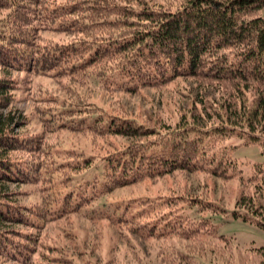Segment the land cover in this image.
<instances>
[{
	"label": "trees",
	"instance_id": "16d2710c",
	"mask_svg": "<svg viewBox=\"0 0 264 264\" xmlns=\"http://www.w3.org/2000/svg\"><path fill=\"white\" fill-rule=\"evenodd\" d=\"M0 11L6 12L0 17V68L6 73L0 77V264H34L35 230L53 217L80 214L123 225L132 234L154 232L152 227L168 217L180 224L186 211L201 207L205 199L199 202L176 191L131 193L177 172L235 179L242 189L264 198V164L255 163L244 175L234 159L236 147H218V141L241 130L249 134L247 145L264 139V0H183L175 9L153 0H0ZM46 31L69 38L43 40ZM10 72L64 77L130 94L179 77L193 79L198 87L195 94L187 91L193 110L164 135L136 117L109 114L87 99L39 90L32 96L40 104L45 132L142 138L101 154L88 148H50L24 137L19 132L24 116L10 107L18 81ZM218 87L223 90L217 99ZM248 90L255 91L251 107L245 100ZM48 100L50 105H43ZM27 151V158L16 154ZM43 182L45 189L64 187L51 195L52 200L57 197V214L44 217L12 199L10 184ZM124 189L129 193L114 195ZM165 229L171 230L168 223ZM155 232L149 238L168 234ZM221 241L225 250L233 239L229 245ZM241 248V264L253 252L260 255L256 263L264 264V246ZM195 255L181 250L180 260L197 264Z\"/></svg>",
	"mask_w": 264,
	"mask_h": 264
},
{
	"label": "rangeland",
	"instance_id": "374dc122",
	"mask_svg": "<svg viewBox=\"0 0 264 264\" xmlns=\"http://www.w3.org/2000/svg\"><path fill=\"white\" fill-rule=\"evenodd\" d=\"M153 1L156 4L170 5L171 9L179 8L183 3V0ZM5 14V11H0V17ZM68 38L69 35L51 31L43 32L41 36L43 40H66ZM5 74V70L0 68V77ZM10 75L18 77L10 107L24 116L25 124L19 130L24 137L41 140L50 148L74 147L82 150L88 148L101 154L142 138L128 140L114 136L103 139L78 132H45L38 111L40 104H35L32 96L36 95L39 90L48 91L56 97L60 94L61 97L68 99H87L98 104L109 114L136 117L147 126L154 128L155 132L159 131L164 135L176 128L180 117L187 114L186 111L193 110V98H188L187 91L190 90L195 94L193 90L198 87L193 79L179 77L162 87L142 89L130 94L107 90L87 82L72 81L64 77L46 78L16 72H10ZM222 90L219 87L215 90L217 94L214 95L217 99ZM254 97L255 91L248 90L245 100L250 107L254 105ZM43 105L49 106V100L44 101ZM197 109L200 110V107ZM213 122L218 123V120L215 119ZM161 126L170 129L165 128V130L160 128ZM248 137L249 134L241 130L231 138H224L223 142L218 141L219 150H222L224 145L230 146L229 148L236 147L234 159L244 175L250 173L255 163L264 164V139L259 143L247 145L245 140ZM205 142L210 145L215 143L214 141L209 142L208 139H205ZM28 153L27 151L16 154L27 158ZM31 156L36 157L37 154ZM34 173L37 172L34 171ZM44 184L45 182L42 185L29 183L15 186L10 184L9 191L14 194L12 199L31 207L35 214H43L44 217L47 213L57 214V202H55L57 197L52 200L51 195L52 193L59 194L60 189L64 190V187L56 184L45 189V187L42 188ZM127 190L117 191L114 195L123 196L129 193ZM170 191L186 192L193 197H198L196 201L199 202H201L200 199L205 200H202L201 207L186 211V216L180 219V224L177 220H169L168 217L158 222L159 225L152 227L154 232L150 233L139 229L132 234L123 225H114L106 220L93 221L74 213L62 218L53 217L45 225L39 224L35 230L38 231L39 240L37 250L33 255V263L185 264L183 260H180V254L181 250H186L199 255H195L197 264H231L234 256L235 264H241L237 255L241 253V247L264 246V198L258 196L251 188L242 189L235 179L223 180L209 174H190L181 171L171 176L152 179L145 185L136 186L131 193L155 195ZM241 193L243 196L239 200ZM207 199L210 202H207ZM179 204L182 203L179 202ZM237 216L239 217L235 218ZM44 220L48 219L44 218ZM167 223L171 230H164ZM155 231H165L168 234L161 239L149 238L148 235H156ZM194 235L199 236L194 237ZM221 238L226 240L228 245L233 239L230 247L221 250L223 244ZM218 243H221V246ZM258 260H260V255L253 252L252 258L249 257L247 262L246 260L243 262L254 264Z\"/></svg>",
	"mask_w": 264,
	"mask_h": 264
}]
</instances>
